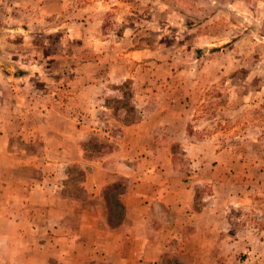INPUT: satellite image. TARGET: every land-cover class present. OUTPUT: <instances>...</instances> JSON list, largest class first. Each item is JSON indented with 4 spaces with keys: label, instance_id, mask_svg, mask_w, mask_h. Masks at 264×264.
<instances>
[{
    "label": "rangeland",
    "instance_id": "374dc122",
    "mask_svg": "<svg viewBox=\"0 0 264 264\" xmlns=\"http://www.w3.org/2000/svg\"><path fill=\"white\" fill-rule=\"evenodd\" d=\"M88 58L95 61L94 67L76 61ZM83 72L89 83L111 79L108 76L114 72V80L124 81L106 83L94 105L96 111H89L92 106L83 101L70 107V100L74 113L65 109L61 115L56 109L44 120L45 93L62 95L61 100L66 96L63 104L70 95L63 92L64 82L54 85L52 81L76 78ZM79 80L84 85V77ZM148 109L167 110L166 127L152 132L157 143L167 137L183 139L170 148L174 176L163 148H121L122 127L162 122L164 117L157 116L143 120ZM64 124L70 126V137L76 133L82 137L83 159L121 150L127 157L124 171L134 172L130 177L166 169L169 181L186 182V175L198 171L197 166L189 168L190 161L195 164L197 158H212L220 151L223 157L235 159L229 169L232 175H248L245 181L232 177L225 187L228 180L223 181L222 189L242 198L252 193L251 202L264 206V0H0L2 169L11 164L10 152L3 148L4 132L35 127L37 134L25 133L29 139L25 134L23 139L14 137L13 149L50 159L54 151L46 146L59 140L56 133L44 131ZM134 149L137 153L132 156ZM140 159L142 163L136 165ZM69 165L63 169L69 176L63 196L78 205L71 214L76 221L81 208L94 207L95 202H87L81 189L86 168ZM19 169L22 176L35 172L30 166ZM120 179L129 189L131 178ZM162 182L157 180L159 186ZM212 185L196 188L190 213L207 204ZM117 212L113 222L118 220ZM179 253V245L171 244L165 264H178Z\"/></svg>",
    "mask_w": 264,
    "mask_h": 264
},
{
    "label": "crops",
    "instance_id": "0c3cea01",
    "mask_svg": "<svg viewBox=\"0 0 264 264\" xmlns=\"http://www.w3.org/2000/svg\"><path fill=\"white\" fill-rule=\"evenodd\" d=\"M89 53L97 52L89 50ZM76 61L86 62L89 67H94L95 63L90 58ZM80 75L69 80L52 81L54 85L64 82L62 87L66 85L67 90L63 92L70 95L63 104L66 96L61 100L62 95L45 93L44 120L53 116L56 109H60L61 115L65 109L74 113L69 108L70 100L73 102L70 107L74 108L83 101L85 105L92 106L89 111H96L94 105L102 98L106 83L124 81L122 77L120 81L114 80L115 72L109 74L111 79L102 77L91 83L86 80V72ZM82 77L86 80L84 85L79 84ZM204 83L203 87L211 82ZM188 99L192 97L188 96ZM152 116L164 119L152 125L141 121L121 128V148L132 150L142 147L145 151L163 148L169 156V169L173 173L170 148L183 139L167 137L166 142L157 143L152 132L167 125V110L148 109L143 120ZM186 122L185 119L182 133ZM69 130L70 126L64 124L60 129L47 127L44 131L56 133L59 140L46 146L49 151H54L50 159L32 157L13 149L14 137L23 139L28 131L37 134L39 130L35 127H18L14 132H4L3 148L10 152L11 164L7 170L0 166V264H165L171 244L179 245L178 264H264V206L251 202L255 199L252 193L242 198V195L237 196L220 186L228 180L225 187L232 177L247 179V174L232 175L230 172L235 159L225 158L216 151L212 158L199 157L195 164L190 161L189 168L197 166L198 171L190 177L186 175V182L169 181L166 169L155 173L145 170L136 177H130L134 172L124 171L123 161L127 157L121 154V150H113L91 160L83 159L82 137L78 133L70 137L67 134ZM24 137L29 139L26 134ZM46 147L43 146V150ZM136 149L132 156L136 155ZM141 163L142 159L136 161V165ZM68 165L86 168L81 189L87 202H95L94 207L92 204L84 205L76 221L71 220V214L79 209L78 205L73 199L63 196L64 184L69 178L63 169ZM28 166L34 167L35 172L30 176L20 175L19 168L27 169ZM119 178H131V183L120 197L124 208L121 223L109 229L103 221L104 209L99 195L105 185ZM157 180H163L161 186ZM253 182L257 184L254 176ZM206 183L213 184V195L207 198H210L207 204L190 213L196 188ZM162 213L166 215L164 218Z\"/></svg>",
    "mask_w": 264,
    "mask_h": 264
},
{
    "label": "trees",
    "instance_id": "16d2710c",
    "mask_svg": "<svg viewBox=\"0 0 264 264\" xmlns=\"http://www.w3.org/2000/svg\"><path fill=\"white\" fill-rule=\"evenodd\" d=\"M125 188L126 186H124V184L121 182V179L119 178L113 183L105 185L100 191L99 196L103 204L104 220L106 227L109 229L117 227L123 218L124 208L120 202V197L126 191ZM116 210L118 211V220L113 222V215L115 214Z\"/></svg>",
    "mask_w": 264,
    "mask_h": 264
}]
</instances>
